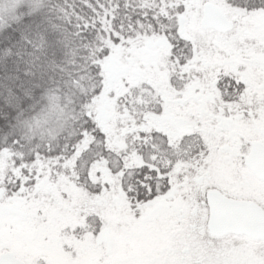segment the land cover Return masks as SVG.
<instances>
[{
  "label": "snow or ice",
  "instance_id": "snow-or-ice-1",
  "mask_svg": "<svg viewBox=\"0 0 264 264\" xmlns=\"http://www.w3.org/2000/svg\"><path fill=\"white\" fill-rule=\"evenodd\" d=\"M0 264H264V0H0Z\"/></svg>",
  "mask_w": 264,
  "mask_h": 264
}]
</instances>
